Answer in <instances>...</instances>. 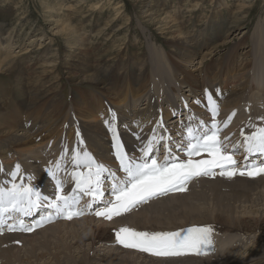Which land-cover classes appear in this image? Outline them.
Listing matches in <instances>:
<instances>
[{
  "label": "bare ground",
  "instance_id": "6f19581e",
  "mask_svg": "<svg viewBox=\"0 0 264 264\" xmlns=\"http://www.w3.org/2000/svg\"><path fill=\"white\" fill-rule=\"evenodd\" d=\"M249 1L242 0V4L236 7V16L244 12L248 13L254 9L255 4L247 5ZM229 3L231 2L229 1ZM229 3L227 0H217L215 10H220H217L213 19L210 18L205 21L206 25L200 32L192 33V35L185 33L184 21H179L172 16L168 17V22L163 24V27H167L169 31H164V34L170 37L173 42L172 51L167 50L166 42H164L161 51H149V55L140 57L135 51V49L140 48V45L137 44L133 47L128 44L126 47L128 49L115 65H110V60L105 59L106 55L102 54L99 46L100 41H103L106 36V30H101L96 34L101 36V39H95V41L90 42L88 41L87 32L83 34L84 32L74 28V26H67L63 19L55 21L54 15L56 11L54 6L44 4L47 10V18L51 19L53 24L60 28L59 32L64 36L69 52L74 48V42L79 39L76 46L80 48V51L78 50L80 54L78 53L75 57L79 56L82 63L77 65L79 68L71 71V74H74L75 83L72 85L71 102L66 103L68 106L62 104L66 97L58 98L59 94H64L66 84L61 86L63 77L60 74L59 66L53 59L50 60L51 57H58L61 52L60 48L58 51H52V56H47L38 68L35 67V70L47 77V82L42 84V80L38 79L36 83L39 86L37 87V84L32 85L31 98L22 101L25 103L23 104L24 111L15 107L16 109L12 110L10 108L12 111L7 112V107L0 101V166H4V168H0V174H3L6 180H10L4 184L5 187L11 189L21 179L32 178L44 196L50 199L58 197L62 193L57 189V183L54 182H57V179L60 178L59 182L63 187L74 188L75 186L69 183L66 178H71L74 172L77 173L82 167H88L86 154H90L97 164L103 165L108 170L111 169L112 173L116 172L121 178H128L127 173L118 168L120 166L118 155L121 153L125 154L128 160L134 163H143L147 158H149V161L156 159L158 164L176 163L178 160L186 163L189 159L194 163L211 160L212 157L205 152L194 154L190 157L188 155L189 147L184 144L188 140H193L195 143L196 140L202 138L200 136L203 135L202 132L211 133L216 132L217 129L218 136L222 133L220 141L223 144V149L227 154L233 155L237 162L236 168L238 170H243L245 167L252 168L250 161L245 160L243 155L234 156L232 152L234 147L243 145L242 143L246 141L245 137H248L253 130L243 125L245 129L243 131L236 125L235 135L233 133L230 134V123H233V120H229L231 121L229 122L230 126H228L230 128L225 130V124L218 121L222 117L217 114L219 118H216L215 114L217 109L221 113L223 111L226 114L230 112L238 114L241 109L243 110L244 104H247L245 100L249 94L255 95L258 93V95L262 94L264 96V58L262 55L259 56L260 52H257H264V23L260 22L258 28L254 29L253 36L259 34L261 43L252 48L251 54L244 53L243 57L239 56L240 49L245 46L246 42L244 36L242 38L243 41L231 48L225 59L220 60L219 63L217 61L210 63V68L204 72L203 78V72L200 71L201 64L213 54V50L228 43L229 37L233 33V29L229 27L228 19L225 18L224 13L221 11L223 7V10H228ZM199 5L198 3L196 7ZM159 8L155 3H151L149 6L152 15H155ZM93 10L96 14L98 5ZM122 10L123 8L115 9L116 16ZM112 22L114 20H111ZM236 23L234 22V25ZM0 29L4 33L6 28L1 26ZM1 32L0 74H4L13 67L18 56L14 52L13 44L8 43L11 39V34L9 32L2 34ZM38 46L42 47L43 42L38 44ZM130 49H133V54L129 52ZM164 50L165 53L163 55ZM49 54H51L50 49L47 48L46 55ZM165 58L170 60L166 61L170 62L166 67L163 64L161 65ZM71 66L74 67V64ZM160 67L161 69L165 68V70L170 68L171 75L166 78V81H160V72L158 74ZM25 72L21 69L20 74H26ZM17 79L16 83L19 87L21 78L17 77ZM84 83H91V89L85 88ZM91 90L97 94L90 93ZM63 111V115H58L59 112ZM26 114H31L34 117L32 119L33 125H29V127L30 118H23ZM232 115L229 114V116L233 117L234 115ZM215 118L220 127L213 128V123L216 121ZM261 120L263 121L264 117ZM253 123L252 126L260 125L258 122L255 125ZM189 131L193 133L195 139H191L189 133L186 136L184 135ZM166 136L168 138L164 139ZM178 138L180 139L177 140ZM149 144L152 146V152L146 155L144 150ZM168 147L169 149L166 150ZM119 148H121L120 152H118ZM245 148H247V144H245ZM77 153H79L78 160L76 159ZM155 153L156 156H153ZM10 174H15L18 177L9 178ZM53 174L58 178L55 177L51 180ZM106 174L107 172H104L103 176ZM217 183L220 182L218 181ZM101 187H104V185L101 184ZM100 191L108 192L105 187L104 189L101 188ZM63 195L75 197L76 201H78V195L74 192H67ZM163 197L156 199H163V202L156 204V200L151 201L150 203H154L146 207L147 210L145 212L142 209L121 221L118 218L119 222H117L118 220L116 221L117 225H114L113 221L87 218L76 223L73 221L74 223L56 225L49 229L53 232H49L54 233L52 235H56L57 233L60 234L59 231L68 228L67 233H63L64 236L69 238L71 233H75L79 239L78 242L82 243L80 248H86L83 253L84 258H88V247L85 242H91L93 245L100 244L99 249L102 252L106 248L102 244H110L111 246L113 241L117 242L116 234L121 228H127L125 227L127 224L139 231L152 226L155 229L150 230L155 233L156 226H158L157 223L161 226H166L165 213L173 214V210L170 208L173 206L178 208L179 204L190 201V197L187 196L173 199L167 198V200ZM102 199L104 203H108L116 198L113 196H102ZM155 204L158 207L155 210H149ZM230 209L227 207L223 216L214 217L212 215L203 219L197 211H194L195 207L191 205L187 211L189 214L188 218L184 214H181L183 216L182 219L170 215L169 223L173 221L170 223L171 225L167 223V228L158 230L162 232L172 231L190 223L198 224L206 221L213 223L214 221L215 223H223L220 226L222 228L225 225L228 228L231 227L230 230H233V228L241 230L248 237L250 235L249 238L254 237L253 240H259L257 237L258 232L261 236H264V219L262 216L258 219L254 217H249L250 219L248 217H234L228 214ZM108 224L114 225L116 228H112ZM56 228L59 230H56ZM45 231H48L47 228ZM45 231L41 233H45ZM114 250L111 249L115 253ZM239 252L240 249L235 251L236 254L234 253V256ZM115 254L111 253L107 257L105 255H96L94 261L96 264H137L131 261L136 259L132 255L130 257L125 254L128 257H125V255L121 257ZM254 254L257 257L264 255V244L262 245V241L259 243V249ZM132 257L134 259H131ZM172 258L171 256L170 259ZM142 260L144 261V259ZM205 260H201V262L188 260L183 261V263L209 264V260L208 262ZM252 261V259L246 257L236 260L230 259L228 262L230 264H252ZM87 263L84 262L82 264ZM89 264L93 263L90 262ZM257 264H260V262H257Z\"/></svg>",
  "mask_w": 264,
  "mask_h": 264
},
{
  "label": "rangeland",
  "instance_id": "374dc122",
  "mask_svg": "<svg viewBox=\"0 0 264 264\" xmlns=\"http://www.w3.org/2000/svg\"><path fill=\"white\" fill-rule=\"evenodd\" d=\"M227 1L228 3L229 1L231 2L228 6L229 9L223 10V7V9L221 8V11L222 13H224L225 18L228 19L229 27L230 29H233V33L230 35V40L228 41V43L219 48L216 47V49L213 50V54L209 56V58L206 59L203 64H201L200 71L203 72L202 78L204 72H206L208 68H210V63H214L215 61L219 63L220 60L222 61V59H225V56L228 52H230L231 48L243 41L242 38L244 36L246 38L245 46L241 47L239 56L243 57L244 53L251 54L252 48L254 46H258V44L261 43V39L258 36L259 34L257 36H253V32L255 28H258V24L260 22L264 23V0H250L249 2H247V5L255 4L254 9L248 13L244 12L238 16H236V7L242 4V0ZM216 2L217 0H0V27L4 26L6 28L4 30V33L7 34L9 32L11 34V39L8 43L13 44L14 52L18 56L15 63L13 64V67L11 69H8V72L0 74V101L4 106L7 107V112H11L15 107L19 108L21 111H24L23 104L25 103H23L22 101L31 98L32 85L37 84L36 80L38 79L42 80V84H46L47 82V77L41 72L35 70V67L38 68L44 62L47 56H52V51H58L60 48L61 52L59 53L58 57H51L50 60L53 59L59 66L60 74L63 77L61 86H64L66 84L64 94H59L58 98L66 97L65 101L62 103L66 106H68L67 104L71 102L72 85L75 83L73 76L74 74H71V71L79 68L77 65L79 63H82V60L79 58V56L75 57V55H77L78 53L80 54V48L76 46L78 45L77 41L79 39L74 42V48L70 50L71 52H69L68 45L64 41V36H62V34L59 32L60 28L53 24L51 19L47 18V10L44 4H50L52 7L54 6L56 11L54 15L55 21H61L59 19H63L67 26H74V28L84 32L83 34H86L87 32L89 38L88 41L90 42L95 41V39H101V36H97L96 34L101 30H106V36L104 37L103 41H100L99 46L101 48L102 54L106 55L105 59L108 61L110 60V65H115L118 63V59H121L123 53H125L128 49L126 48L128 44L133 47L137 44L140 45L139 49H135L140 57H142V55H149V51H161L164 42H166L167 50L172 51L173 42L172 40H170V37L164 34V31H169L167 27H163V24L168 22V17L172 16L179 21H184L185 33L192 35V33L200 32L206 25L205 21L210 18L213 19L214 14L217 13V10H220H215ZM151 3H155V5L157 4L160 7L155 15H152L151 11L149 10V6ZM198 3L200 5L196 7ZM97 5L98 10L95 14L93 9L96 8ZM121 8H123L122 12L119 13L118 16H116V13L114 12L115 9L118 10ZM111 20H114V22L111 23ZM234 22L237 23L234 25ZM1 33L4 34L3 32ZM53 40H55V42H53ZM42 42L43 46L39 47L38 44ZM47 48L50 49L51 54L49 55H46ZM129 52L133 54V49H130ZM257 52H260L259 56L262 55V57L264 58L263 51ZM164 53L165 50L163 51V55ZM166 61L170 60L168 58H165L164 62L160 61L161 65L163 64V66L166 67V65L170 63ZM217 62L216 64H218ZM72 64H74V67L71 66ZM21 69L26 71V74L21 75ZM159 69L158 74L159 72L160 74H162H159L160 81H166V78L171 75L170 68L166 70L165 68H162V70L160 67ZM17 77L21 78L19 87L16 83V81L18 80ZM90 85L92 84L84 83V87L88 90L91 89ZM38 86L39 85L37 84V87ZM90 93L94 95L97 94L96 92H93V90H91ZM245 102L247 104H244V106L242 107L243 110L241 109L238 114H235L234 112L226 114L223 113V111L222 113L218 111L219 113L216 112L215 114L216 118H219V116L222 117L221 119H218V121L219 123L223 122L225 124V130H229V128L231 127V129L229 130L230 134L233 133L235 135L234 132L237 130L236 125L243 131H245L243 125L248 126L250 130L254 131V128L259 126L255 124L262 122L261 119H263L264 117V96L262 94L258 95V93L255 95L249 94ZM252 102H255L256 104ZM10 108H12V110ZM63 114L64 111L58 113V115ZM229 114L234 115H232L233 117L230 116L231 118H233V121L232 119H229L230 117L228 118ZM30 115L31 114H26L23 117L30 118L31 121L29 120L28 127L29 125H33L32 119L34 117ZM237 119L241 120H239L241 124ZM229 120L233 122L230 123L231 126L229 124V122L231 121ZM216 121L213 124L216 125V127H220L218 121ZM251 122H256L253 123V125L255 126H252ZM251 127L254 128L252 129ZM221 135L222 133L219 135L220 140L222 139ZM120 150L121 148H119L118 152H120ZM1 168H4V166L1 165ZM216 175L220 174L216 173ZM207 176L209 175H201L193 178L192 180L196 183H194L195 185L193 184L194 186L191 187L192 189H190L189 191L187 190L179 196H172L171 198L167 196L163 197L165 198V200H167V198L173 199L176 197H190L189 202L179 204L178 208L176 206L170 208L173 210V214H169V212L165 213L164 219L167 220L168 225H171L170 223L173 222L170 221L169 223L170 215L182 219L183 216L181 214H184L188 218L189 214L187 213V211L190 209L191 205L195 207L194 211H197L203 219L205 217L209 218L212 215L214 217L223 216V214L226 212L225 209H227V207L231 208L228 211V214L234 217H254L255 219H258L260 216H262L264 219V178L252 179L234 176L232 178H224V180L219 179L210 182L209 177ZM10 177L15 178L18 176H16L15 174H10L9 178ZM31 180V182H33L32 178ZM8 181L10 180H6L4 175L0 174V188L3 186L2 184H6ZM218 181L220 183H217ZM29 183L30 180L22 183V188L27 187V184ZM18 184L19 183H17L16 185ZM5 189L7 188L5 187ZM200 192L202 193L200 194ZM158 200L159 202H155L156 204L163 202V199ZM156 204L149 208V210H155L158 207L156 206ZM134 209L138 210L139 207ZM130 210L123 212V214L121 215L113 216V218L115 217V219H111V221H113L114 225H117L116 221L118 220V218L121 221L130 215H134L135 212L131 214L129 213ZM146 210V207L143 208L144 212ZM119 220L117 222H119ZM79 221H75V223ZM167 223L165 227L157 223L158 226H156V231L162 232L158 229L167 228ZM60 224L56 225L60 226ZM111 224L108 225L112 226V228H116ZM207 224L216 225L214 228V230H216V249L214 248L211 250V252H209V257L198 258L194 256V258L191 255H168L163 260H160L157 259V255L152 253L148 255V252L141 250L140 253L137 252L135 254H133V251L125 250L122 252L118 249H124L125 247L120 243V246L117 245V247L112 248L113 244L116 245V243L119 242L113 241L111 243L112 247L110 246V244H102L107 248L103 249L102 252H100L101 250L99 249L100 244L93 245L91 242H85L88 247L87 252L89 255L88 258H84L83 253L86 248H80L82 243L78 242L79 239L77 238L76 234L71 233V236H69V238L64 236V234L67 233V228L66 230L63 229L62 231H59L60 234L57 233L56 235H52L54 233H51L53 231L49 229L56 226L54 225L47 228V232L44 229L39 233H36L37 235L34 234L29 236L3 237L0 240V264H82L84 262H88L87 264H89L90 262L96 264V262L94 261L96 255H105L107 257L111 253H116L115 255L121 257H124L125 254H128L129 256L132 255L138 260L135 259L131 261L137 264H195L190 262L183 263V261L189 260L193 262H201V260L205 259V261L207 262L209 260V264H230V262H228L230 259L236 260L246 257L254 261V263L252 261V264H257V262H260V264H264V255L261 257H257V255L254 254L259 249V243L262 241V245L264 244V236H261L259 232L257 233V237L259 240H253L254 237L251 236L252 238H249L250 235L248 237V235L241 230L239 231L235 228H233V230H230L231 227L228 228L225 225L224 228H222L220 226H222L223 223H215L214 221L213 223H209V221L199 222L198 224L190 223L183 225L182 228L185 227L184 232L196 228L208 229L209 227ZM129 226L131 227V225L129 224L125 225V227H127L128 229H132V227L130 228ZM150 229H155V227H146L145 229H142L141 232L149 231L148 233H154V231ZM180 229L178 228L172 231L165 232L178 233V230ZM217 229L222 231H218ZM56 230L59 229L56 228ZM132 230H134V228ZM43 231H45V233H41ZM224 237L227 239H225ZM109 248H111L112 250L115 249V253ZM239 249V255L237 254L238 256H234L235 251H239ZM1 252H4L3 255ZM117 252H119L120 255ZM128 255H125V257H128ZM254 255H256V258L253 257ZM171 256L173 257L172 259H170ZM134 258L132 257L131 259ZM142 259H144L145 263H143L144 261ZM151 260L153 261L151 262Z\"/></svg>",
  "mask_w": 264,
  "mask_h": 264
},
{
  "label": "snow or ice",
  "instance_id": "6c2138e0",
  "mask_svg": "<svg viewBox=\"0 0 264 264\" xmlns=\"http://www.w3.org/2000/svg\"><path fill=\"white\" fill-rule=\"evenodd\" d=\"M213 128H216V125H213ZM189 137L195 139L191 131H189ZM245 140L249 153L264 154V129H259L253 135L245 137ZM151 147V144L146 146L144 150L146 155ZM203 152L208 153L212 159L195 163L191 159L186 163L158 164L156 159H151L150 162L145 160L143 163H134L129 161L125 154H119L121 167L127 173L129 179L123 186L113 189L116 198L115 203L111 201L108 203L103 202L100 191L101 177L108 169L101 164H97L90 154H86L87 166L89 167L88 176L85 177L80 173H76L74 179L76 187L80 191L92 195L95 200L100 201L103 210H97L95 214L111 219L113 216L121 215L123 212L130 210L131 207L139 203H146L150 197L166 194L168 191L182 190L189 180L197 176L209 175L211 170L215 168L221 169L219 174L228 178L236 175L250 177L264 175V166L245 167L243 170H238L233 155L227 154L223 149V144L218 136V129L210 134L205 133L195 143L190 142L188 151L190 157ZM76 159H79V153H77ZM93 167H95V173L92 172ZM53 177L55 178V174H53ZM56 187L59 191H63V186L59 181ZM42 199L47 198L41 197L31 187L21 188L14 184L11 190L8 191L0 188V211L6 212L11 209L27 216L33 208L40 206ZM76 203L78 201L75 197L59 195L51 201L50 207L55 209L57 214H63L66 218L71 219L74 216L83 214L74 209L73 205ZM23 230L32 231L33 229L28 227ZM210 233V228L190 229L186 236H182L180 233H148L121 228L116 235L119 243L124 247L135 248L155 255H179L184 252L207 254L206 250L211 246Z\"/></svg>",
  "mask_w": 264,
  "mask_h": 264
}]
</instances>
